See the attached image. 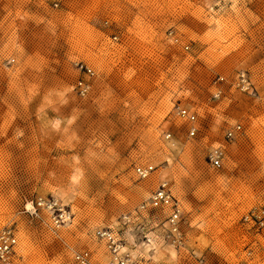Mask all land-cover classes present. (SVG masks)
<instances>
[{"label": "rangeland", "instance_id": "1", "mask_svg": "<svg viewBox=\"0 0 264 264\" xmlns=\"http://www.w3.org/2000/svg\"><path fill=\"white\" fill-rule=\"evenodd\" d=\"M161 181L183 245L141 208ZM262 212L264 0H0V227L18 264H106L98 229L129 264H264Z\"/></svg>", "mask_w": 264, "mask_h": 264}, {"label": "built area", "instance_id": "2", "mask_svg": "<svg viewBox=\"0 0 264 264\" xmlns=\"http://www.w3.org/2000/svg\"><path fill=\"white\" fill-rule=\"evenodd\" d=\"M86 69L92 72L88 66L81 65V69ZM251 83L245 75H242L241 85L244 89H251ZM179 115L185 120L195 122L196 115L186 108L179 110ZM240 126L232 127L227 130L226 137L231 140ZM196 128H190V134L195 135ZM225 153L223 148H215L210 154V162L215 168H220L223 165ZM137 175L142 178L148 177L155 171L153 165H137L135 168ZM142 209L149 210L156 214L160 221L161 232L163 238L168 242L179 246L185 242L183 235L184 212L181 201L174 195L170 185L167 181H161L158 187L152 192L149 199L141 206ZM65 213L60 215L56 222L64 221L66 219ZM256 221L261 226H264V212L256 214ZM97 236L103 239L109 249L110 258L106 264H129L130 255L126 253L122 241L118 238L116 233L110 229H98ZM18 238L13 227H0V264H18L17 251ZM75 261L78 264H93L91 255L88 251H81L75 254Z\"/></svg>", "mask_w": 264, "mask_h": 264}]
</instances>
